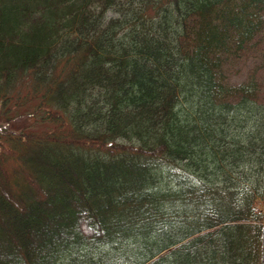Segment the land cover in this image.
Masks as SVG:
<instances>
[{
    "label": "trees",
    "instance_id": "1",
    "mask_svg": "<svg viewBox=\"0 0 264 264\" xmlns=\"http://www.w3.org/2000/svg\"><path fill=\"white\" fill-rule=\"evenodd\" d=\"M263 37L264 0H0V264H264Z\"/></svg>",
    "mask_w": 264,
    "mask_h": 264
},
{
    "label": "rangeland",
    "instance_id": "2",
    "mask_svg": "<svg viewBox=\"0 0 264 264\" xmlns=\"http://www.w3.org/2000/svg\"><path fill=\"white\" fill-rule=\"evenodd\" d=\"M230 64L231 81L238 82L254 78L256 83L260 85L259 98L264 101V37L241 59H232ZM235 171L233 173L239 178L240 175L236 174ZM257 207L264 212V201L260 198L257 199Z\"/></svg>",
    "mask_w": 264,
    "mask_h": 264
}]
</instances>
